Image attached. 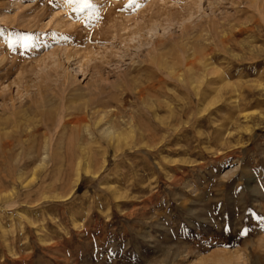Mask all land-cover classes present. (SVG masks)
Wrapping results in <instances>:
<instances>
[{
	"label": "rangeland",
	"instance_id": "374dc122",
	"mask_svg": "<svg viewBox=\"0 0 264 264\" xmlns=\"http://www.w3.org/2000/svg\"><path fill=\"white\" fill-rule=\"evenodd\" d=\"M221 256L264 264V0H0V264Z\"/></svg>",
	"mask_w": 264,
	"mask_h": 264
},
{
	"label": "bare ground",
	"instance_id": "6f19581e",
	"mask_svg": "<svg viewBox=\"0 0 264 264\" xmlns=\"http://www.w3.org/2000/svg\"><path fill=\"white\" fill-rule=\"evenodd\" d=\"M209 80V79H208ZM222 82L223 81V78H217V79H210L209 81H208V84H211V83H216V82ZM199 85V84H198ZM204 86V85H203ZM201 91V90H200ZM195 93V92H194ZM196 94H199L198 92L196 93ZM207 95V94H206ZM204 96V95H203ZM191 98V97H190ZM199 98V97H198ZM201 98V97H200ZM200 100V99H199ZM199 100H196V101H191L190 102V104L191 105H193L194 103H198L199 102ZM195 105V104H194ZM193 127V126H192ZM172 133V132H171ZM113 135V134H112ZM147 136H150L149 134L147 135ZM112 137V136H111ZM145 138V137H144ZM7 146V145H6ZM8 147V146H7ZM5 148V147H4ZM235 253V252H234ZM219 254V253H218ZM236 254H238L237 252H236ZM235 254V255H236ZM226 257V256H225ZM225 257H218V258H216L215 259V261H214V263L215 264H230L231 262H232V260L233 259H238V258H234V257H232V258H229L230 256H228V258H225ZM236 257H237V255H236ZM242 260V259H241ZM237 262H241L240 261V258H239V260H237ZM238 264V263H237ZM240 264V263H239Z\"/></svg>",
	"mask_w": 264,
	"mask_h": 264
}]
</instances>
